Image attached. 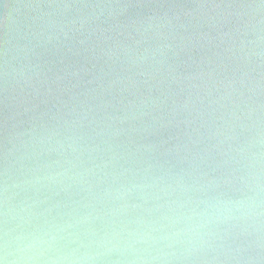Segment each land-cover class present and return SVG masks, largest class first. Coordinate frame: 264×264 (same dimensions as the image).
<instances>
[{"label": "water", "instance_id": "water-1", "mask_svg": "<svg viewBox=\"0 0 264 264\" xmlns=\"http://www.w3.org/2000/svg\"><path fill=\"white\" fill-rule=\"evenodd\" d=\"M262 5L0 0V236L7 210L14 234L57 237L40 264L264 256L252 227L195 253L182 238L136 242L181 230L170 223L202 186L264 200Z\"/></svg>", "mask_w": 264, "mask_h": 264}, {"label": "clouds", "instance_id": "clouds-1", "mask_svg": "<svg viewBox=\"0 0 264 264\" xmlns=\"http://www.w3.org/2000/svg\"><path fill=\"white\" fill-rule=\"evenodd\" d=\"M30 7L40 9L42 6L37 4ZM44 7L60 9L67 8L68 5L48 4ZM47 15L48 13H41L42 17ZM257 187L260 191H264V188H260L259 185ZM195 191L200 194V198L189 197L187 205L180 206L182 210L177 212V218L170 223V226L174 227L183 221L184 227L181 230L159 237L141 236L136 242L145 244L157 241L175 242L182 238V242L188 245L189 253H195L210 246L215 240H222L225 236L244 235L249 227L255 228L257 232L264 231V219H262L264 218V200L253 201L250 204L244 201L233 202L224 199V193L209 186H202ZM4 207L8 208L7 198H5ZM3 215L5 227L0 236V252H2L0 264H40L45 254L53 250L57 237L50 236L48 233L14 234L15 230L8 227L11 219L9 212L6 210ZM259 247L264 249V243H261ZM91 259L94 258L78 257L70 253L55 258L49 257L44 264H87ZM141 264H148V261L142 260ZM247 264H264V256L250 258Z\"/></svg>", "mask_w": 264, "mask_h": 264}]
</instances>
